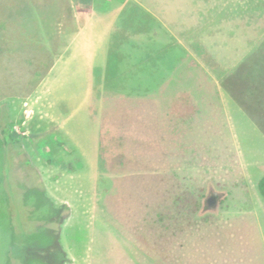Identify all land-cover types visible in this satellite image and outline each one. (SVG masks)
Instances as JSON below:
<instances>
[{"label": "rangeland", "instance_id": "obj_1", "mask_svg": "<svg viewBox=\"0 0 264 264\" xmlns=\"http://www.w3.org/2000/svg\"><path fill=\"white\" fill-rule=\"evenodd\" d=\"M248 3L257 39L250 55L264 64V0ZM61 5L0 0V264H176L171 254L183 256L177 264H264V219L261 231L256 219L264 133L255 119L214 85L190 94L207 97L199 109L173 102L181 95L171 92L94 93L93 109L77 107L72 79L61 74L70 68ZM114 107L136 116L123 126L122 146ZM110 108L104 145L126 155L113 173L99 158ZM4 121L20 132L22 151L5 147ZM74 148L86 153L76 162L95 156L93 170H67ZM211 193L215 208L205 203ZM174 231L182 234L171 239Z\"/></svg>", "mask_w": 264, "mask_h": 264}, {"label": "crops", "instance_id": "obj_2", "mask_svg": "<svg viewBox=\"0 0 264 264\" xmlns=\"http://www.w3.org/2000/svg\"><path fill=\"white\" fill-rule=\"evenodd\" d=\"M61 1L58 21L65 46L62 51L70 52V68L64 67L61 74L64 79H72L77 107L93 109L96 105L93 107L89 99L94 93L171 92L181 95L173 102L199 109L203 107L198 103L207 97L197 101L190 94H206L210 85L222 87L228 75L247 78V88L254 85L250 78L256 76L257 70H237L257 44L254 12L253 30L250 12L245 13L249 0ZM236 87L222 88L229 94L237 91ZM250 89L245 90L247 94ZM259 91L264 93V87ZM97 98L98 105H103L101 96ZM228 98L231 100L229 95ZM246 101L264 109V96L258 102L260 105L249 97ZM183 115L180 112L178 118L188 117ZM60 122H56V130L65 123L64 119ZM64 135L65 139L71 138L72 132L65 131ZM76 152L82 157L86 154L82 149L70 150L72 159L66 168L69 171L82 168L86 174L92 169L95 156L82 164L76 162L79 161L74 156ZM260 217L264 219V209L256 213L261 231Z\"/></svg>", "mask_w": 264, "mask_h": 264}, {"label": "trees", "instance_id": "obj_3", "mask_svg": "<svg viewBox=\"0 0 264 264\" xmlns=\"http://www.w3.org/2000/svg\"><path fill=\"white\" fill-rule=\"evenodd\" d=\"M263 62V61H262ZM261 61H258V59H253L251 55H249L247 58H245L241 64L239 65V67L237 68V70H244L246 68H256L255 70H257V74L256 76H253L252 81L254 82V85L250 88H247V83H246V79L244 77H233L234 74L228 75L227 77H225V79L222 81V87L227 88L228 85H237V91L233 92H228V93H233L231 97V99L233 100V103L236 107H240L243 112L247 115H249L250 118H254V120H252L253 122H255V124H257L258 128L260 129V131L262 133H264V119L262 118V115H264V109L262 107H256L253 105H249L248 102L246 101V99L249 97L252 100H256L257 104L260 105L258 102L262 99V97L264 96V93L260 92L259 90L262 89L264 87V64ZM249 94H247L248 90ZM114 109L116 111H112V116L110 117L111 121H112V125L114 126L113 129L116 130L117 132V136L118 139H116L115 144L117 143V145L122 146V142L123 139L122 138V134H123V130L124 127L126 125V120L129 118H135L136 116H134L132 114L131 116V111H126V110H118L116 109V107H114ZM111 108L110 109H104L103 110V115L105 113V115H107V120L110 114ZM166 117L169 116L168 113H165ZM103 117V116H102ZM104 118L106 119V116H104ZM102 118V119H104ZM104 119V120H105ZM133 120V119H132ZM7 121V120H6ZM106 121V120H105ZM106 123V122H105ZM109 120L107 121V123L105 125L102 126V131L100 132V136H101V143H100V148H99V158H100V165L101 167L108 171V172H121L123 171V169L125 168L126 162H125V158L126 155L124 152L121 151L120 152H115L112 156L110 155V153H107V148L106 145H104L105 141L107 140V131H106V126H108ZM111 123V122H110ZM1 135H2V141L5 145L6 148L14 146L17 150H21L22 149V145H21V134L18 130H16L14 128L13 125L9 124V123H5L4 121V125L1 126ZM22 151V150H21ZM109 152V149H108ZM257 189H258V193L260 194V196H262L264 198V174L259 178V180L257 181ZM194 210L196 209V206H198L197 202H194ZM193 210V209H192ZM177 232H182L184 233V229L179 227L177 228V230H175ZM173 232L171 234V239L176 238L178 235L181 234H177V232ZM135 234V233H134ZM138 233L136 232L135 235H137ZM183 256L182 255H174L171 254V261L175 262L176 260L182 261ZM167 260L170 261V257L169 259L166 258Z\"/></svg>", "mask_w": 264, "mask_h": 264}, {"label": "water", "instance_id": "obj_4", "mask_svg": "<svg viewBox=\"0 0 264 264\" xmlns=\"http://www.w3.org/2000/svg\"><path fill=\"white\" fill-rule=\"evenodd\" d=\"M216 193H211L208 198H206L205 203L208 208H215L217 203H216Z\"/></svg>", "mask_w": 264, "mask_h": 264}, {"label": "flooded vegetation", "instance_id": "obj_5", "mask_svg": "<svg viewBox=\"0 0 264 264\" xmlns=\"http://www.w3.org/2000/svg\"><path fill=\"white\" fill-rule=\"evenodd\" d=\"M217 195V194H216ZM218 197V196H217ZM217 197H216V199H217Z\"/></svg>", "mask_w": 264, "mask_h": 264}]
</instances>
